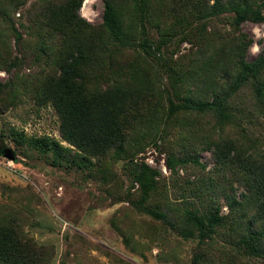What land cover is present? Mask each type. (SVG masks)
I'll list each match as a JSON object with an SVG mask.
<instances>
[{"label":"trees","instance_id":"1","mask_svg":"<svg viewBox=\"0 0 264 264\" xmlns=\"http://www.w3.org/2000/svg\"><path fill=\"white\" fill-rule=\"evenodd\" d=\"M83 1L0 0V108L25 96L50 106L68 144L18 131L16 145L102 186L123 161L138 194L119 179L116 202L193 241L190 264L264 257V48L247 60L253 39L241 28L264 23V0H102L99 23L81 15ZM3 140L0 131V156ZM150 144L174 175L188 163L205 170L198 152H209L210 169L178 205L161 199ZM26 225L0 213V264L51 261L54 247Z\"/></svg>","mask_w":264,"mask_h":264},{"label":"rangeland","instance_id":"2","mask_svg":"<svg viewBox=\"0 0 264 264\" xmlns=\"http://www.w3.org/2000/svg\"><path fill=\"white\" fill-rule=\"evenodd\" d=\"M80 12L87 21L99 23L102 0H84ZM241 28L253 39L245 52V58L252 60L264 48V23L246 21ZM7 78L0 70V81ZM28 97L0 108L3 141L16 156V161L0 156V213L6 208L18 212L27 220L26 230L37 243L54 247L48 264H190L193 241L183 239L175 229H164L160 222H152L128 202H116L119 179L124 189L131 187V193L138 194L137 184L132 186L122 174L123 161L114 163L116 182L102 186L88 176L87 170H65L26 144L16 145L12 135L18 131L48 135L68 145L60 139L54 110L38 107ZM144 155L145 162L159 170L164 182L161 199L176 205L182 196L191 195L192 187L200 184L201 175L211 167L207 151L198 152L205 170L188 163L178 167L175 175L165 166L166 153L155 144H150ZM227 210L222 207L223 213ZM240 263L264 264V257L244 258Z\"/></svg>","mask_w":264,"mask_h":264},{"label":"water","instance_id":"3","mask_svg":"<svg viewBox=\"0 0 264 264\" xmlns=\"http://www.w3.org/2000/svg\"><path fill=\"white\" fill-rule=\"evenodd\" d=\"M4 157H6L7 159H11L16 161V156L14 155L13 151L9 148L5 151L4 154H2Z\"/></svg>","mask_w":264,"mask_h":264}]
</instances>
